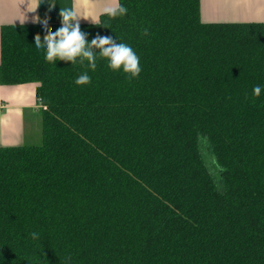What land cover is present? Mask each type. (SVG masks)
<instances>
[{
    "label": "trees",
    "instance_id": "16d2710c",
    "mask_svg": "<svg viewBox=\"0 0 264 264\" xmlns=\"http://www.w3.org/2000/svg\"><path fill=\"white\" fill-rule=\"evenodd\" d=\"M119 3L80 28L131 46L136 79L46 62L42 24L1 27L0 85L38 84L41 143L0 147V264H264V23Z\"/></svg>",
    "mask_w": 264,
    "mask_h": 264
},
{
    "label": "crops",
    "instance_id": "0c3cea01",
    "mask_svg": "<svg viewBox=\"0 0 264 264\" xmlns=\"http://www.w3.org/2000/svg\"><path fill=\"white\" fill-rule=\"evenodd\" d=\"M48 11V0H0V31L2 26L33 23V17H48V24L61 23L60 7H75L80 24L99 21L111 0H55ZM200 21L210 23H264V0H200ZM37 83L0 85V147L31 144L41 132V106L36 97Z\"/></svg>",
    "mask_w": 264,
    "mask_h": 264
},
{
    "label": "clouds",
    "instance_id": "9594fccd",
    "mask_svg": "<svg viewBox=\"0 0 264 264\" xmlns=\"http://www.w3.org/2000/svg\"><path fill=\"white\" fill-rule=\"evenodd\" d=\"M35 7L32 12H35L41 5L40 0H33ZM48 11L51 12L55 6V0H48ZM104 14L109 18L125 17L128 13V8L121 5L119 0H111V2L103 9ZM61 17V27L52 30L48 26V17L43 20L39 16L33 17V23H40L45 29L43 41L40 34L35 36V47L38 50H44V59L50 64H55L57 60L70 62L72 65L77 62L84 66L87 61V68L95 70L97 67V58L107 60V67L114 71H123L129 79L139 77L142 68L140 66V57L136 54L131 46L126 43H118L112 37L97 35L89 43L87 33L82 32L80 28V19L75 7L61 8L59 11ZM98 22V21H97ZM143 36L149 35V31L145 28ZM98 50V51H94ZM91 76L87 71L82 72L76 79L77 86H84L91 83ZM262 86L255 85L253 87V95L259 97L262 92ZM31 238L38 240L40 234L32 232Z\"/></svg>",
    "mask_w": 264,
    "mask_h": 264
},
{
    "label": "rangeland",
    "instance_id": "374dc122",
    "mask_svg": "<svg viewBox=\"0 0 264 264\" xmlns=\"http://www.w3.org/2000/svg\"><path fill=\"white\" fill-rule=\"evenodd\" d=\"M41 143V136L39 137V135L36 137V140L34 142H32L31 144L28 145H39Z\"/></svg>",
    "mask_w": 264,
    "mask_h": 264
},
{
    "label": "built area",
    "instance_id": "2783aa9c",
    "mask_svg": "<svg viewBox=\"0 0 264 264\" xmlns=\"http://www.w3.org/2000/svg\"><path fill=\"white\" fill-rule=\"evenodd\" d=\"M44 108V107H43Z\"/></svg>",
    "mask_w": 264,
    "mask_h": 264
}]
</instances>
